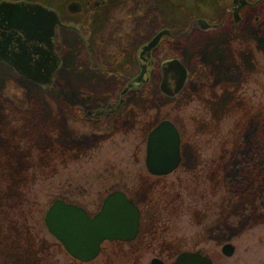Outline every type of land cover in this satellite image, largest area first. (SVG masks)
Wrapping results in <instances>:
<instances>
[{
	"label": "rangeland",
	"instance_id": "1",
	"mask_svg": "<svg viewBox=\"0 0 264 264\" xmlns=\"http://www.w3.org/2000/svg\"><path fill=\"white\" fill-rule=\"evenodd\" d=\"M30 1L57 8L64 22L72 18L70 0ZM154 1L173 32L159 59L179 57L195 81H211L208 87L190 79L178 95L166 96L157 72L151 84L126 95L121 112L89 116V109L118 101L124 79L93 70L89 32L81 37L65 27L56 34L62 63L53 88L0 74V97L9 99L0 107L4 264H150L155 256L168 264L184 250H200L213 264H264V175L236 183L231 165L251 119L252 131L264 135V0H248L239 21L234 0ZM200 17L219 25L203 29L195 23ZM122 115H129L125 127L118 124ZM163 119L180 130L183 161L157 176L145 165L146 138ZM116 188L141 207L140 235L107 241L92 262L75 260L46 229V210L64 196L94 213ZM29 230L37 250L31 261L22 254ZM226 243L235 246L232 256L222 252Z\"/></svg>",
	"mask_w": 264,
	"mask_h": 264
},
{
	"label": "water",
	"instance_id": "2",
	"mask_svg": "<svg viewBox=\"0 0 264 264\" xmlns=\"http://www.w3.org/2000/svg\"><path fill=\"white\" fill-rule=\"evenodd\" d=\"M248 3V0H234L236 21L240 20V10ZM57 24H60L57 12L45 5L28 1L0 2V59L37 84L52 86L61 62L55 51ZM199 26L207 28L210 25L200 20ZM166 33H169L168 29L158 33L143 52L154 48ZM13 42L14 49H9ZM162 72L161 91L168 96L179 94L188 79L187 67L179 58H172L164 62ZM136 80H149L147 66ZM106 111L102 110L103 113ZM182 160L179 129L171 120L164 119L148 133L146 167L153 175H168L179 167ZM44 220L50 233L70 255L88 262L99 255L106 240H134L140 230L141 211L124 191L115 190L104 198L100 209L93 215L80 205L57 198L46 210ZM222 252L232 256L235 246L226 243ZM152 264L165 263L153 258ZM170 264H213V259L201 251L185 250Z\"/></svg>",
	"mask_w": 264,
	"mask_h": 264
},
{
	"label": "flooded vegetation",
	"instance_id": "3",
	"mask_svg": "<svg viewBox=\"0 0 264 264\" xmlns=\"http://www.w3.org/2000/svg\"><path fill=\"white\" fill-rule=\"evenodd\" d=\"M2 1H13V2L28 1L32 3H39L54 9L57 12L60 20V24H57L55 28L56 52H57L56 34L59 28H63V27L68 28L76 32L81 37L84 36V32H89L90 40L86 39L84 41H86V53L88 55V58L90 59L91 68L95 71H99L100 73H104L105 75L108 76L115 75L119 77V79H124V82H122V85L120 87L121 92L118 101L108 102L104 107H97L94 111L89 109L88 110L89 116H95L101 119L107 116H113L116 113L121 112L123 110L124 105L126 104V100H127L126 95L129 92L151 84L152 79L157 72L161 74V78H162L163 77L162 66L164 62L172 58H179L177 56H174L172 58L165 59L162 61L159 59V50L163 44L165 37L168 36L172 37L173 32L172 29L168 25H166L163 16V11L161 10L162 13L159 11L156 2L154 0L151 1L150 0H119V2H112V4L108 0H70L66 5V9L72 17L68 23L64 22L61 19L59 10L53 6H49L41 2L30 1V0H0V2ZM231 12L235 18L234 1ZM98 15L102 16L100 20L95 19ZM200 20H204L205 22L209 23L206 19L202 17L196 19L195 23L199 25ZM83 22L86 24L91 23V25L89 24L87 30H86L87 26H85ZM97 24L99 25L97 26ZM209 25H210L209 27L203 29H208L214 26H218L219 24L209 23ZM164 29H168L169 33L164 34L160 38L158 44L150 51L146 50L145 52H143V48L150 41H152L153 38L158 33H160ZM148 30H150V34L145 33ZM14 45L15 43L13 42L9 46V49H14L15 47ZM57 54L61 59L60 65L58 67L59 69L62 63V58L58 52ZM146 66L148 68L149 80L147 82L137 81L136 78L141 74L143 68ZM58 69L56 70V73ZM134 69H136V72L130 74L132 73V71H134ZM6 71L10 73L15 72L18 75L22 76L23 78L33 82L34 84L42 88H47L40 84H37L31 79H28L23 74L18 72L14 66L0 59V74L2 72L5 73ZM56 73H55V81H56ZM188 75L190 76L189 69H188ZM9 81L10 79L6 81L4 90L9 88V83H10ZM55 81L53 83V86L55 84ZM127 87H129L128 91L126 93H123V91ZM1 95H3V93ZM8 102L9 99L7 97L6 98L0 97V107L2 106L3 103H8ZM102 110H108V111L103 113ZM122 116L123 117L118 120V124L119 122H121L123 127H125L124 121L125 122L128 121L129 115L127 116L122 115ZM111 120L113 123H115L113 119ZM89 141L92 142L93 141L92 138ZM146 142H147V138H146ZM87 211L90 215H93L97 212L96 211L94 213H91L88 209ZM141 227H142V210H141L140 230L137 237L132 241H121V242L129 243L135 241L141 233ZM107 241H120V240L104 241L101 245V251L99 255L95 259L88 262H92L100 257L104 249V244ZM153 258H159V257L155 256ZM74 259L78 260L76 258ZM152 259L150 260V264H152ZM161 260L166 264V262L163 259ZM172 261H170L168 264H170Z\"/></svg>",
	"mask_w": 264,
	"mask_h": 264
},
{
	"label": "trees",
	"instance_id": "4",
	"mask_svg": "<svg viewBox=\"0 0 264 264\" xmlns=\"http://www.w3.org/2000/svg\"><path fill=\"white\" fill-rule=\"evenodd\" d=\"M206 71H207L206 73H208V70ZM189 80L193 82H197V84L200 85V87L202 88L208 87L211 84V81L209 84L205 78H201L199 81H195V78L193 75L189 76L188 81ZM254 122L255 120L251 119L239 135V140H240L241 145L236 150L234 158L232 160L233 162L231 164L232 166L233 165L236 166L234 167V171L236 169L238 171L236 173V176H237L236 178L238 179L236 183L243 182L247 184L250 181V179L254 178L255 176H258L259 173L261 176L264 175V135L259 136L258 131L257 132L252 131L253 130L252 128H254V125H255ZM61 198L69 202H73V201L66 199V197L64 196H62ZM32 236H33V233L29 230L28 239L26 238L25 245L22 251L23 256L25 255V257L23 258L30 260V261L34 259L37 253L36 247L33 245L35 240L33 239ZM2 250L3 249H1L0 251L1 253L5 252ZM1 253H0V264H4L5 260L3 258V255H1ZM13 255H14V258H16V255H19V250L14 251ZM7 264H9V262H7Z\"/></svg>",
	"mask_w": 264,
	"mask_h": 264
}]
</instances>
